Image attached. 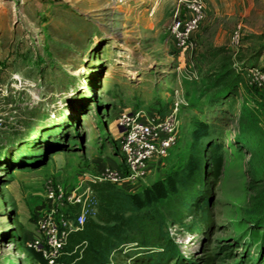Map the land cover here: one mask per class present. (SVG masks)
<instances>
[{
    "label": "rangeland",
    "instance_id": "rangeland-1",
    "mask_svg": "<svg viewBox=\"0 0 264 264\" xmlns=\"http://www.w3.org/2000/svg\"><path fill=\"white\" fill-rule=\"evenodd\" d=\"M173 1L0 0V264H45L32 244L48 184L72 189L116 168L118 114L162 112L176 88L188 103L179 140L130 192L183 174L193 189L195 168L203 178L197 187L209 192V225L195 205L182 208L188 191L180 183L144 210L163 214L188 262L211 255L213 264H264V0H216L228 8L217 28L231 36L241 24V45L191 53L169 37ZM190 63L196 77L187 74ZM201 120L207 136L193 145ZM211 141L224 146L216 185L208 175ZM130 248L113 260L132 264Z\"/></svg>",
    "mask_w": 264,
    "mask_h": 264
},
{
    "label": "built area",
    "instance_id": "built-area-1",
    "mask_svg": "<svg viewBox=\"0 0 264 264\" xmlns=\"http://www.w3.org/2000/svg\"><path fill=\"white\" fill-rule=\"evenodd\" d=\"M205 1L176 0L167 30L178 49L191 53L197 48L195 35L206 18ZM244 35L243 26L237 24L230 36V46H240ZM187 74L196 77L193 63ZM261 78L264 79V74ZM174 93L175 98L162 112L137 109L118 114L116 140L120 163L116 169H107L101 176L88 175L72 189L48 184L45 193L48 205L37 216L39 236L32 244L47 264H64L60 258L68 234L81 228L86 216L96 210L93 182L108 180L125 191H133L162 165L179 140L181 110L188 105L178 88Z\"/></svg>",
    "mask_w": 264,
    "mask_h": 264
},
{
    "label": "trees",
    "instance_id": "trees-1",
    "mask_svg": "<svg viewBox=\"0 0 264 264\" xmlns=\"http://www.w3.org/2000/svg\"><path fill=\"white\" fill-rule=\"evenodd\" d=\"M223 97L220 94L211 97L210 106H216V102H220L219 99ZM207 125L206 121L198 122L192 131L193 145L207 136ZM208 147V175L211 178L210 183L216 185L224 168V157L221 153L224 146L220 142L211 141ZM191 174L194 188L190 190L186 180L187 174L169 181L167 185L157 181L141 192L125 191L108 180L93 182L91 188L97 200L96 210L86 216L81 228L68 234L60 259L64 264H118L113 260L114 253L122 251L123 246H129L130 252L124 254L132 264H198L182 258L164 230L163 214L155 209L144 210L169 192L178 191L176 183H180L181 188L187 185L188 191L182 199V208L189 211L192 205H195L201 211V222L209 225L208 189L201 192L197 187L203 180L199 171L192 168ZM176 220L182 223L181 216ZM262 221L264 225V219ZM185 227L193 231L195 224H185ZM213 260L214 257L208 255L202 264H213Z\"/></svg>",
    "mask_w": 264,
    "mask_h": 264
},
{
    "label": "crops",
    "instance_id": "crops-1",
    "mask_svg": "<svg viewBox=\"0 0 264 264\" xmlns=\"http://www.w3.org/2000/svg\"><path fill=\"white\" fill-rule=\"evenodd\" d=\"M173 2L174 5L176 1ZM227 12L228 8L219 5L216 0L205 1L206 18L202 25L206 29L196 33L197 48L194 51L204 46L217 49L216 47L220 48L223 45H230V34L226 30L217 28L218 19L222 18Z\"/></svg>",
    "mask_w": 264,
    "mask_h": 264
}]
</instances>
